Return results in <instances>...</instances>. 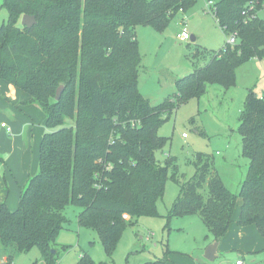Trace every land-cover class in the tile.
<instances>
[{"label":"trees","instance_id":"obj_1","mask_svg":"<svg viewBox=\"0 0 264 264\" xmlns=\"http://www.w3.org/2000/svg\"><path fill=\"white\" fill-rule=\"evenodd\" d=\"M195 1H2L8 19L0 25V79L44 111L47 130L38 171L23 185L18 206L11 210L0 202V255L6 256L0 264L31 246L46 264H55L52 250L70 205L79 207L78 225L96 231L110 257L128 221L156 214L167 179L178 186L169 218L197 213L219 240L240 198L237 224L254 225L264 237V98L252 88L238 116L248 167L237 192L222 181L213 155L197 152L188 178L178 173L175 157L168 154L163 164L155 157L167 142L157 131L180 104L200 98L210 83L234 86L238 66L264 57V19L258 15L264 0H214L213 18L224 36L235 35V44L202 55L203 64L172 80L174 92L163 101L143 97L138 78L147 69L134 27L161 31ZM23 14L36 23L22 25ZM78 263L99 264L87 254Z\"/></svg>","mask_w":264,"mask_h":264},{"label":"rangeland","instance_id":"obj_2","mask_svg":"<svg viewBox=\"0 0 264 264\" xmlns=\"http://www.w3.org/2000/svg\"><path fill=\"white\" fill-rule=\"evenodd\" d=\"M2 1L0 25L8 19ZM258 11L259 17L264 19V7ZM183 26L194 36L193 40L176 38ZM134 30L141 65L147 69L139 73L138 87L143 97L153 102L163 101L167 94H172V80L190 73L194 65L203 64L202 58L209 52L220 50L225 41L224 33L212 14L205 11V0H196L185 11L175 13L161 31L149 24L136 25ZM235 73L234 86L223 89L210 83L200 98L194 97L180 104L159 127L158 135L167 137V142L154 152L161 164L168 154L175 157L178 173L186 178L194 173L190 160L197 152L213 155L219 175L233 192L238 191L237 184L248 167V159L241 150V136L237 133L238 116L248 89L252 88L257 94L264 92V57L241 64ZM67 123L72 121L67 119ZM177 193V184L167 179L163 196L156 201V214L140 215L133 224L128 221L110 257H106L97 232L78 225L79 207L67 206L65 215L68 222L55 240L54 263L80 264L78 261L82 254H87L99 264H182L186 255L213 263L204 257V248L212 236L200 215L168 217ZM240 202L238 198L235 209ZM233 253L216 257L214 264H234L236 253ZM5 258V255H0V261ZM244 258L245 264H264V251L245 253ZM8 264L46 262L40 249L31 246L28 251L15 254Z\"/></svg>","mask_w":264,"mask_h":264},{"label":"crops","instance_id":"obj_3","mask_svg":"<svg viewBox=\"0 0 264 264\" xmlns=\"http://www.w3.org/2000/svg\"><path fill=\"white\" fill-rule=\"evenodd\" d=\"M176 38L185 41L177 35ZM29 99L30 96L26 92L0 79V124L6 125H0V202L4 201L11 210L18 206L19 196L27 179L38 171L40 140L47 130L46 114ZM245 173L241 175L238 188ZM233 212L226 234L217 240L218 246L213 263L186 255L182 264H214L216 257L224 254L230 256L231 252L236 253V260H244L245 253L264 251V237L259 235L257 228L254 225L239 226L237 224L239 206ZM214 240L216 239L212 237L208 243Z\"/></svg>","mask_w":264,"mask_h":264},{"label":"built area","instance_id":"obj_4","mask_svg":"<svg viewBox=\"0 0 264 264\" xmlns=\"http://www.w3.org/2000/svg\"><path fill=\"white\" fill-rule=\"evenodd\" d=\"M213 4H214V0H205V11L211 13L212 16L214 14V12H212ZM179 11L182 12L181 9H179ZM243 13H245V12L243 11ZM181 29L182 30L177 33V37L180 38L181 40L190 39V34H189L188 29H186L185 26H183ZM235 42H236V38H235L234 34H230V35L225 36L224 43H227L229 45H233V44H235ZM259 96H260V98H264V92ZM0 125L6 126L5 123H1ZM7 129H8V131H10L9 127ZM182 136H185V133H182ZM235 264H245V263L242 259H238V260H236Z\"/></svg>","mask_w":264,"mask_h":264},{"label":"water","instance_id":"obj_5","mask_svg":"<svg viewBox=\"0 0 264 264\" xmlns=\"http://www.w3.org/2000/svg\"><path fill=\"white\" fill-rule=\"evenodd\" d=\"M21 18H22L21 24L25 25L27 27H30L36 23V19L32 15L23 14V16ZM193 38L194 37H192L191 39H193ZM62 90H63V85H59L56 88L55 99L60 98ZM217 246H218L217 240H214V242L209 243V245L206 247V249L204 251V257L208 260H211V261L214 260L215 251H216ZM52 252H55V250L53 249Z\"/></svg>","mask_w":264,"mask_h":264}]
</instances>
